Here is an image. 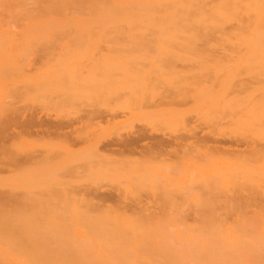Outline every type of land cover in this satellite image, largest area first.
<instances>
[{
    "label": "rangeland",
    "instance_id": "rangeland-1",
    "mask_svg": "<svg viewBox=\"0 0 264 264\" xmlns=\"http://www.w3.org/2000/svg\"><path fill=\"white\" fill-rule=\"evenodd\" d=\"M12 3L0 0V217L127 237L108 264H264V44L236 41L238 18L105 25ZM164 239L188 256H158Z\"/></svg>",
    "mask_w": 264,
    "mask_h": 264
},
{
    "label": "bare ground",
    "instance_id": "bare-ground-1",
    "mask_svg": "<svg viewBox=\"0 0 264 264\" xmlns=\"http://www.w3.org/2000/svg\"><path fill=\"white\" fill-rule=\"evenodd\" d=\"M30 1H33L32 7L27 5ZM202 1L203 0H14V3H12L10 7L15 10H17L16 8H21V10L24 9V11L27 12L37 11L43 14L63 13L67 11H72L76 14L83 12H99L103 15L101 22L105 25L125 24L131 26L147 24L149 22L146 20V16L160 12L166 15V18L161 20L159 24L166 26L170 25V22L172 23L171 25L179 29L193 28L200 24H208L210 27H215L217 24L212 20L214 16L238 18L239 25L235 40L264 44V0H222L206 11L203 8ZM190 18H192V20H190ZM65 20L67 22L83 24L94 21L77 18ZM56 21V19L43 20L42 24L54 23ZM243 30H248L250 34L243 35ZM141 135H139V137H141ZM177 141V143H179V140ZM6 215H1L2 217H0V246H3L1 247L0 253L4 255V249H6V255L3 257L7 256L8 259L13 258L11 259L13 264L16 261L15 259L19 260L16 261L15 264L18 262H20V264H108V262H113L116 257L119 256L117 251L106 248L110 246L111 242L116 246L118 245V247L131 248V246H129L130 240H128L127 237H118L106 230V232L102 234H95L96 232H94V230L96 228L93 229V223L91 221L85 223L87 229L83 231L81 239L78 240L79 237L78 239L73 236L66 237V235L64 236L61 234L60 229H54L53 227L50 236L47 234L46 230L41 228L39 229L40 232L36 229L35 231L37 232L33 233L32 229L29 231L26 226L28 221L25 220L26 223L24 220L21 221L24 217L20 220L18 219V221L14 219L15 222H12ZM72 228L73 227H71V229ZM247 230L248 229H243V231H241L244 234L246 233L244 236H257L256 232L249 233ZM166 240L165 244L162 243V247L159 246L160 250L163 252L162 254L159 253L160 255L157 254L158 256L163 257L165 253V256L167 254L166 259L169 260L171 258L169 261H175L176 258V260H179L178 256H182L181 254L188 256V253H183L184 251H188V247L183 246L182 248H178L175 245L169 244V241L167 244ZM148 241L149 240H147V242ZM164 245L167 247L165 246L166 248H163ZM143 248L142 246V249ZM146 248H149V246H145V249ZM170 248L172 249L169 250ZM181 250L184 251L181 253ZM11 255L16 258L11 257ZM3 257H0V259L4 260ZM7 261L5 259V261L0 262L5 264ZM11 261L9 260L8 262ZM8 262L6 264H11ZM177 262L181 263L180 260L173 263L176 264Z\"/></svg>",
    "mask_w": 264,
    "mask_h": 264
}]
</instances>
